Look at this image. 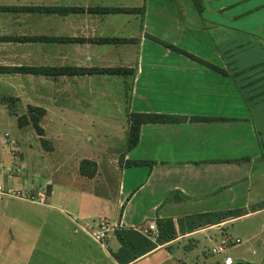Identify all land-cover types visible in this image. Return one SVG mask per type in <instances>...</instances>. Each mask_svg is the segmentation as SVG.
Returning a JSON list of instances; mask_svg holds the SVG:
<instances>
[{"label": "crops", "instance_id": "1", "mask_svg": "<svg viewBox=\"0 0 264 264\" xmlns=\"http://www.w3.org/2000/svg\"><path fill=\"white\" fill-rule=\"evenodd\" d=\"M169 2L0 0V111L17 112L14 120L28 105L45 112L41 134L31 123L30 134L0 130V185L46 195L40 202L0 194V264H120L118 229L150 242L126 264H201L223 235L232 241L216 264H264V0L193 4L207 27L205 55L165 45L188 38ZM104 67L128 71L93 69ZM131 113L164 119L141 123L126 151ZM108 137L122 145L107 147ZM67 148V170L54 164L55 176L41 183L36 153L63 156ZM129 159L150 163L127 166ZM85 160L93 169H80ZM133 207L144 209L132 214ZM51 211L87 234L91 227L112 232L95 241L94 253L66 259L59 247L42 245ZM165 218L173 239L158 243L142 232Z\"/></svg>", "mask_w": 264, "mask_h": 264}, {"label": "rangeland", "instance_id": "2", "mask_svg": "<svg viewBox=\"0 0 264 264\" xmlns=\"http://www.w3.org/2000/svg\"><path fill=\"white\" fill-rule=\"evenodd\" d=\"M167 1V0H165ZM169 3H173V5L178 8L179 12L181 13V21H182V25L183 28L186 31V36H188L186 42L184 39H182L181 41H175V47L179 48L180 50L186 51L188 53H195V54H210L211 53V49L209 46V43L207 41L206 38V31H207V27H206V23L204 21H202L200 19L199 15H195L193 10V3L191 2V0H169ZM166 3V2H165ZM164 3V7H166ZM202 22V24L200 25V23ZM197 37V41L199 40V38H201V43L197 46H195L194 44V40ZM197 52V53H196ZM179 53V52H178ZM11 108L14 109V106L17 107L16 105H10ZM113 107V106H112ZM16 112V110H15ZM5 111H0V130H4V129H8L10 131V133L12 135L18 136L19 134H22L23 132H27L28 134H30L31 130L33 131L32 126H26L24 125V127H18L17 125V120H14V116L12 117L11 115H5ZM13 113V112H12ZM20 113V112H19ZM105 112L100 111V112H94V115H101L103 116ZM17 115V114H16ZM109 115L111 116H116V114L114 112H109ZM3 117L5 119H9L10 122L9 124L7 122L3 123ZM112 121V120H111ZM66 122V121H65ZM64 122V123H65ZM64 125V124H63ZM66 125V124H65ZM96 129V127L91 128L92 131H94ZM106 145L107 147L109 146L110 148H118L120 147L122 144L118 141L112 140V138L108 137L107 138ZM95 147L98 146V144L96 142H94ZM93 144V145H94ZM48 146V144H46ZM67 146V144H66ZM8 149V148H7ZM6 149V150H7ZM16 149V148H15ZM72 150V148H71ZM9 152V149H8ZM70 150L69 148L66 149V151L64 152L65 154H63V156H60L59 154H48V153H44L43 157L41 158L40 155L38 153H36V155L34 156L33 159H39V161L42 163V176L39 175V177L37 176V178H42L41 183H43L44 179L48 176L50 179L52 178V176L54 177V164L58 165L60 164L62 166V168H59V173H63L64 170H67L68 165H69V158H70ZM56 156V157H55ZM60 157V158H59ZM56 174V177L59 176ZM65 174V173H64ZM63 174V175H64ZM52 175V176H51ZM1 180V178H0ZM3 182V181H2ZM43 193V192H41ZM45 195V194H44ZM46 196V195H45ZM144 208L141 207H133V210L130 211L132 212V214H137L140 210H143ZM45 215V214H44ZM48 220L47 222L44 224V228H43V238H42V245L44 247H59L61 250V256H63L64 258H70L72 259L73 257L76 256H82L83 252H85L88 248L92 249V251L94 250V247L96 246V242L90 237L89 234H87L85 231H83L82 229L78 228V226H76L75 224H71L67 219H65L62 215H59L58 213L56 214L55 212L51 211L48 213ZM46 217V216H45ZM106 224V222H105ZM108 227L112 228L113 226L108 225ZM233 227V226H232ZM94 228H87V230L89 232H92ZM235 229V228H234ZM73 231V235L70 234V232ZM108 231V230H107ZM106 231V232H107ZM114 231V230H113ZM236 231V229L234 230V232ZM109 233L112 232V229L108 231ZM233 232V233H234ZM196 238L200 239V236L197 235ZM106 239L104 238V240H102L101 242L105 243ZM94 253V251L92 252ZM219 254L218 253H214V254H209L208 255H200V258L202 259V263L201 264H216V259L218 258ZM226 258H230L229 255H226ZM227 264H231L230 262H228L227 260Z\"/></svg>", "mask_w": 264, "mask_h": 264}, {"label": "trees", "instance_id": "3", "mask_svg": "<svg viewBox=\"0 0 264 264\" xmlns=\"http://www.w3.org/2000/svg\"><path fill=\"white\" fill-rule=\"evenodd\" d=\"M194 5H199V0H191ZM106 11H114V8H103ZM120 10V8H117ZM124 10H126L124 8ZM127 10H135V8H127ZM141 10V8H140ZM166 46L169 48L190 55L188 52L180 50L179 48L175 47L172 44L165 43ZM23 70L27 71H35V72H45L49 71L53 74H69V73H82L84 72L83 68H76V67H53V68H32V67H23ZM95 71L98 72H106L110 74H117V75H125L128 71L126 68L122 67H114V68H93ZM44 109L38 106L34 105H28L27 112L24 114H21L17 118V123L19 126H23L26 124L31 123V125L34 127V129L38 133H42V128L39 125L40 117L44 114ZM160 118L164 119V117L159 116L157 114L155 115H145L140 113H131L128 116L129 121V130H128V137H127V143H126V151L130 150L132 147H134L138 141V134H139V126L144 121L153 120L158 121ZM123 159V154L122 158ZM120 159V162H121ZM150 162L147 160H135V159H129L125 161V165L127 166H138V165H144L149 164ZM89 167V168H88ZM93 169V167H91ZM89 166V161L85 160L80 165V169L84 171L85 169H91ZM158 224V236L156 241L158 243H162L165 241H169L173 239L176 235L175 226L171 219L165 218V219H159L157 220ZM115 235L119 242L121 243L120 248L113 252L114 258L120 263V264H126L135 258H137L142 252L146 251V248L149 245V241L147 238L142 236L136 231L133 230H123L118 229L115 231ZM151 245V244H150ZM250 264V263H245Z\"/></svg>", "mask_w": 264, "mask_h": 264}, {"label": "built area", "instance_id": "4", "mask_svg": "<svg viewBox=\"0 0 264 264\" xmlns=\"http://www.w3.org/2000/svg\"><path fill=\"white\" fill-rule=\"evenodd\" d=\"M0 194L18 196L20 198H24V199H27L30 201L37 199L40 202H43V200L45 198L44 193H41V192H38L37 195L31 194V193L19 192V191H17V192L11 191L10 192V191H5L1 185H0ZM106 230H107L106 228H104L103 230H98V229L94 228L92 232H89V231H87V232L94 241L101 242L105 238ZM203 230H205V229H203ZM203 230H201V231H203ZM142 232L152 239H155L158 236V229H157L155 223L149 224V226L147 228H144L142 230ZM231 241H232V237H230L228 235H223V237L220 240V243L219 244H213L212 246H210L209 251L213 254L214 253L220 254V253L225 251V248L231 243ZM235 242H239V239L236 238Z\"/></svg>", "mask_w": 264, "mask_h": 264}]
</instances>
